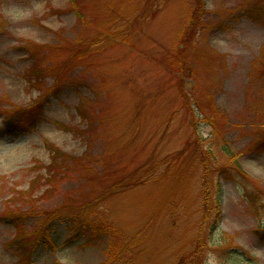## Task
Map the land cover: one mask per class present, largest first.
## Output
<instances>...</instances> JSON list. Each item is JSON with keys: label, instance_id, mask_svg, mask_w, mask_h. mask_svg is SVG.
Here are the masks:
<instances>
[{"label": "rangeland", "instance_id": "obj_1", "mask_svg": "<svg viewBox=\"0 0 264 264\" xmlns=\"http://www.w3.org/2000/svg\"><path fill=\"white\" fill-rule=\"evenodd\" d=\"M199 1L0 0V264H103L82 215L122 264H264V0H203L181 50Z\"/></svg>", "mask_w": 264, "mask_h": 264}, {"label": "trees", "instance_id": "obj_2", "mask_svg": "<svg viewBox=\"0 0 264 264\" xmlns=\"http://www.w3.org/2000/svg\"><path fill=\"white\" fill-rule=\"evenodd\" d=\"M74 5H76L75 2H74ZM203 6H204V2H203V0H200L197 8L194 10H191L188 13L186 26L183 28L184 29L183 31H185L186 35H184L183 33L181 34L182 35L181 36V42L184 44V47L181 50H184L186 47L185 44L189 43V41L192 38H195V36H197V34L200 32V28L203 26V23H202V17H203V13H204V7ZM75 12L77 13L76 9H75ZM78 16H79V18L82 17L81 12H78ZM103 26L106 27L105 29L108 31L110 36H112L111 34H113L114 36H117L119 34V36H120L121 31H119V30H121L120 28L122 26L118 24L117 18L110 20L108 23L103 24ZM94 42L95 41H93V43ZM74 56L69 57V58H71L70 59L71 62H72V59L76 60V57H74ZM181 71H183V68H181ZM40 72L41 71L39 68H37V69L35 68V69L31 70V73L35 77H37L40 74ZM181 92L184 93V87L181 88ZM82 115L84 117L83 119H86L88 122H90L89 116L86 113L82 112ZM9 121L10 122L8 123V125H10V126H8V127L10 128V130H13V131L16 130L17 127L15 126V124H18L19 122L15 120V122L13 123V121H14L13 117L9 118ZM47 146L53 152V163H56L58 161V157H62V160L67 159V155L64 154V152L60 148H58L52 144H48ZM89 157L90 156L88 154H83L81 158L82 159L83 158L89 159ZM81 161L82 160L80 159L78 162H81ZM92 216L93 215H91V217L89 219H88V217H86L84 215H82V217H79V218H75L74 216L68 218L69 226H70L69 228L71 230H73V232L71 231L72 235L69 236L68 240L75 238L77 235H84V234L87 235V241L93 240L94 238H98L101 235H106L107 240H108V247H107V251H106L107 252L106 253L107 254V260L103 264H122L121 262H123V257H125V252H129L130 247L131 248L134 247L133 243L126 242L125 238L121 234L120 229H118L112 222L108 221L105 217H101L100 215H96L99 217H92ZM6 220L15 224L18 228H21L20 227L21 225L18 223V217L14 216L13 213L11 215L7 216ZM79 225L80 226L82 225V228H84L85 231L83 233H78V231H76V232L74 231ZM40 230L45 231L47 233V231H48L47 223L45 224V222H44L40 226V228H37L35 231H40ZM198 239H201V238L199 237ZM199 241L200 240H198V242ZM202 247H203V244L202 245L199 244V246L197 247L198 251L194 250L196 253L195 255L196 256L198 255L197 258L200 257ZM188 256L190 258V256H193V255L191 253H189ZM181 259H184V261L183 262L178 261L177 264H186L185 260H187V257L181 258ZM195 262H196V260L193 258L190 261L191 264H195Z\"/></svg>", "mask_w": 264, "mask_h": 264}]
</instances>
